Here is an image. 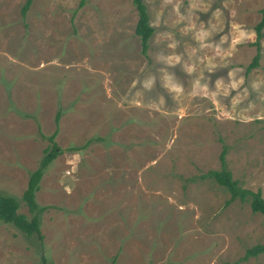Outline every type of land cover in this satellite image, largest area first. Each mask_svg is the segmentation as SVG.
<instances>
[{
  "label": "rangeland",
  "instance_id": "374dc122",
  "mask_svg": "<svg viewBox=\"0 0 264 264\" xmlns=\"http://www.w3.org/2000/svg\"><path fill=\"white\" fill-rule=\"evenodd\" d=\"M0 0V192L36 194L39 242L0 222V264H264V217L200 177L220 170L264 199V0ZM264 35V28L262 29ZM60 113L58 124L56 114ZM92 141L85 148H79Z\"/></svg>",
  "mask_w": 264,
  "mask_h": 264
},
{
  "label": "trees",
  "instance_id": "16d2710c",
  "mask_svg": "<svg viewBox=\"0 0 264 264\" xmlns=\"http://www.w3.org/2000/svg\"><path fill=\"white\" fill-rule=\"evenodd\" d=\"M87 0H80L77 8L72 11L75 16L78 10L86 5ZM33 0H26L21 8V18L24 21L27 12L29 11ZM132 4L137 13V22L134 29V35L138 38L141 48V54L146 57L149 48V43L154 35V29L149 25V15L146 5L143 0H132ZM261 21L255 26L256 41L253 46L256 48V54L251 63L246 67L245 73L249 74L252 70L256 69L259 65L261 50L260 39L264 36L262 29L264 28V7L261 10ZM60 113L56 114L55 123L58 124ZM43 140L48 142V147L44 150V156L39 162L37 168L30 172L26 188L21 196L23 205L27 208L28 216L19 213V204L12 196L0 192V222L5 225H10L19 231L25 238H36L39 242L43 237L40 233V215L47 210V207H41L36 202V194L40 190V183L49 165L63 152L56 145L57 132L54 131L51 135L45 137L39 133ZM92 141H88L85 145L79 148L70 147L68 151H77L85 148ZM226 149L224 148L219 156L220 170L209 171L202 175L200 179H209L215 182L218 186L225 189L230 195V200L234 201H249V206L254 214H260L264 217V199L261 197L260 192H250L243 189L238 181L232 178L230 171L226 167L225 162ZM264 254V245H257L248 249L243 257L246 261L249 258L257 257Z\"/></svg>",
  "mask_w": 264,
  "mask_h": 264
}]
</instances>
